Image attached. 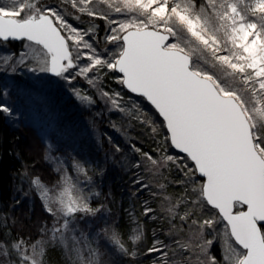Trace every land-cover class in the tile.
Masks as SVG:
<instances>
[{
    "label": "snow or ice",
    "instance_id": "1",
    "mask_svg": "<svg viewBox=\"0 0 264 264\" xmlns=\"http://www.w3.org/2000/svg\"><path fill=\"white\" fill-rule=\"evenodd\" d=\"M60 9L63 13L43 3L0 0V42H33L41 46L44 56L41 65L33 67L21 55L8 66L10 70L21 65L33 72L67 73L68 81L86 78L114 108L122 103L120 93L105 91L96 81L109 70L119 74L117 83L154 107L167 130L166 139L194 163V168L182 166L185 179L180 183L196 185L197 173L204 178L193 187L191 195L196 199L188 204L201 211L208 206L217 214L193 220L195 213H186L180 220H191L202 240L204 233H215L216 226L224 224L223 257L217 259L209 252L214 237L198 245L204 258L198 256L196 264H264V129L255 123L258 116H264V0H61ZM66 15L77 20L87 17L91 26L75 27ZM114 16L124 19L117 21ZM96 18L106 23L104 42L115 45L117 51L102 53L95 46L99 39ZM81 57L87 62L77 66ZM73 91L79 99L91 100L81 97L78 89ZM133 108L136 118L158 135L160 127L139 105ZM0 112L10 109L0 104ZM133 149L141 153L136 145ZM142 156L136 167H147L145 162H150L149 171L162 166L150 153ZM166 160L182 163L172 155ZM74 167L87 177L81 162L75 161ZM135 183L147 187L140 179ZM61 203L59 218L54 208H45L54 218L53 235L70 225L75 214L96 215L101 210L70 195L67 203ZM152 211L146 204L144 214ZM48 232L41 228L43 236ZM5 243L0 241V248ZM176 243L181 250L189 248ZM9 247L16 250L18 259L0 260V264H43L20 240L9 242ZM168 248L164 241L154 239L146 254L158 257L155 264H172ZM119 250L135 264L132 258L137 252L122 244ZM184 264H192L191 258Z\"/></svg>",
    "mask_w": 264,
    "mask_h": 264
},
{
    "label": "rangeland",
    "instance_id": "2",
    "mask_svg": "<svg viewBox=\"0 0 264 264\" xmlns=\"http://www.w3.org/2000/svg\"><path fill=\"white\" fill-rule=\"evenodd\" d=\"M10 2L4 0L5 4ZM25 2L37 6L43 3L45 7L57 8L62 13L64 11L60 9L61 0ZM65 7L68 12L72 11L70 5ZM66 18L78 28L91 26L87 17L82 16L81 20H77L74 15H66ZM114 18L117 21L124 19L123 16ZM94 23L98 28L99 39L94 41L98 50L102 53L117 51L115 45L106 44L103 40L106 23L99 18ZM21 55L33 67L40 66L44 59L41 46L33 42H0V80L4 84L1 102L10 109V112H6L8 120L15 125H30V135L45 147L46 157L63 169L61 180L53 190L44 183L36 184L40 199L45 208H54L59 214L57 216L61 215V201L67 203L69 195L72 198H84L89 207L101 209L96 215L77 213L72 223L55 235L48 232V239L52 238V243H57L64 250L68 262L130 264L129 257L120 253L119 245L122 244L126 250L137 252V256L132 258L135 264H155L158 257L146 252L154 239H159L169 246L172 264H184V260L189 257L192 264H196L198 256L201 260L204 258L198 245L214 237L215 242L209 252L221 259L225 239L223 222L216 226L215 233L209 234L211 230L204 233L202 240L192 229L191 220H180L186 213H195L193 220L208 218L215 216L217 210L206 206L201 211L188 204L189 200L196 199L191 195L193 187L203 183V179L197 175L196 185L180 183L185 179L182 166L194 168V164L166 139L167 130L154 107L142 96L128 92L117 83L119 74L111 70L96 83L105 91L120 93L122 103L115 108L109 98H102L97 89L87 83L86 78L77 77L68 81L64 78L67 73L53 76L47 71H29L21 65H14L16 70L11 71L8 66L19 60ZM86 62L81 57L77 66ZM74 88L79 90L81 97L90 96L91 100L79 99ZM133 104L139 105V109L160 127L158 135H153L151 128L136 118L137 109L133 108ZM121 108L125 111H121ZM255 123L264 129V116H258ZM62 136L65 141H62ZM133 145L139 147L141 153H136ZM114 146H119L120 151H116ZM59 147L62 150H58ZM144 152L150 153L162 166L149 171L150 162H145L147 167H136L137 162L144 159ZM167 155L179 157L182 163L177 165L167 161ZM75 161L84 165L87 177L74 167ZM137 179L142 180L147 187L141 188L135 183ZM160 185H164L163 189ZM65 189L69 190L68 194H65ZM115 193L118 201L114 205L110 199ZM146 204L153 210L147 216L144 214ZM120 206H123V211ZM122 213L125 221L123 228L126 226L128 230L126 234L119 230L122 227L119 224ZM85 216L87 218L82 221ZM136 236L140 239L136 240ZM14 241L12 238L5 240L4 247L0 248V260L18 259L16 250L9 247V242ZM177 241L188 245L191 251L189 248L181 250ZM37 244L34 250L29 245L24 248L33 251L41 260L45 251L40 241L32 245ZM106 252L117 255L118 261L106 258Z\"/></svg>",
    "mask_w": 264,
    "mask_h": 264
},
{
    "label": "trees",
    "instance_id": "3",
    "mask_svg": "<svg viewBox=\"0 0 264 264\" xmlns=\"http://www.w3.org/2000/svg\"><path fill=\"white\" fill-rule=\"evenodd\" d=\"M3 87V80H0V104ZM30 127L28 124H12L6 112H0V239L20 240L24 247L40 241L45 251L41 259L43 264H70L64 250L57 243H52V238L48 239L41 233L42 227L49 231L52 229L54 218L45 210L33 183L38 179L53 190L61 180L63 169L46 157L45 147L31 137ZM61 139L64 140L63 136ZM59 149L62 150L61 147ZM112 198L110 201L117 204L116 193ZM120 207L123 211V206ZM123 218L122 213L119 230L126 234L128 230L126 226L123 228ZM104 256L118 261V256L111 252H106Z\"/></svg>",
    "mask_w": 264,
    "mask_h": 264
},
{
    "label": "water",
    "instance_id": "4",
    "mask_svg": "<svg viewBox=\"0 0 264 264\" xmlns=\"http://www.w3.org/2000/svg\"><path fill=\"white\" fill-rule=\"evenodd\" d=\"M9 41H21V40H9ZM9 41H7V42H9ZM51 75H53V76H56L55 74H53V73H50ZM128 92H130L128 89H126ZM131 93V92H130ZM132 94H134V93H132ZM135 95H138V94H135ZM173 148H174V146H173ZM175 149V148H174ZM176 151H178V152H180V150H178V149H175ZM181 153V152H180ZM181 154H183V153H181ZM186 155V154H185ZM192 162V161H191ZM193 163V162H192ZM194 164V163H193ZM197 175H198V177H200L199 176V174L197 173ZM201 179H203V182H204V178H202V177H200ZM235 210V209H234Z\"/></svg>",
    "mask_w": 264,
    "mask_h": 264
}]
</instances>
